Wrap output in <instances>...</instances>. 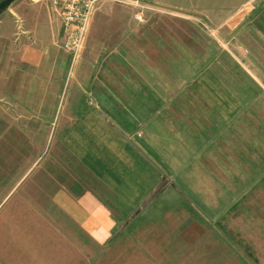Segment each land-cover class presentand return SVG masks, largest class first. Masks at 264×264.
Instances as JSON below:
<instances>
[{
	"label": "rangeland",
	"instance_id": "1",
	"mask_svg": "<svg viewBox=\"0 0 264 264\" xmlns=\"http://www.w3.org/2000/svg\"><path fill=\"white\" fill-rule=\"evenodd\" d=\"M261 1L102 3L75 55L52 59V70L15 71L20 82L41 74L60 83L57 103L31 119L32 96L20 112L2 102L0 224L16 260L23 250L34 264H264ZM11 27L15 40L30 35L20 16ZM9 59L17 68L16 55ZM92 110L101 114L99 134L77 135L91 151L76 154L103 180L62 145L68 126ZM159 177L163 185L149 198ZM87 189L121 227L101 247L59 206L60 193Z\"/></svg>",
	"mask_w": 264,
	"mask_h": 264
},
{
	"label": "crops",
	"instance_id": "2",
	"mask_svg": "<svg viewBox=\"0 0 264 264\" xmlns=\"http://www.w3.org/2000/svg\"><path fill=\"white\" fill-rule=\"evenodd\" d=\"M5 10V15L0 22V130L4 129L2 119H4L5 104L3 105L2 102L12 103L15 105L16 111L20 112L21 99L25 96H32V101L25 102L28 108V118L31 119L35 117L32 114L42 112V104H50V102H55L56 104L59 99V82L51 83L50 80L41 79L43 77L41 74L36 79L33 78L34 75H23L21 77L23 82H20L19 73L16 74V72H19V67H23L33 73L52 70L53 66L49 65V61L66 55V51L56 42L61 33V20L59 9L51 0L41 2L17 1ZM13 15L20 16L26 21L27 30L30 32L29 37L20 36L16 40L13 38L11 27ZM13 55H16L17 68H15L9 59ZM14 76H16L15 79ZM54 86L55 92L52 93L51 87ZM23 113H26L24 109ZM100 115L99 110L86 111L68 126L67 130L62 134V145L64 148H67V151L74 154L84 149L91 151L88 145H84L83 141L80 142L76 138L77 135H86L87 137H93L95 134L98 135L101 125ZM23 129L27 130L29 134L31 127L27 126ZM33 129L34 127H32ZM2 134L3 132H0V135ZM76 156L86 164L80 156L77 154ZM86 165L98 180H103L95 169L88 163ZM103 183L115 194L117 199L123 200L121 195H117L116 189L110 187L107 181ZM59 199L62 201L59 204L61 210L65 211L66 216L70 217L78 229L97 247L108 244L121 229V227H118L117 218L113 214V210L97 192L87 189L75 197H64L63 193H60ZM3 201L4 195L0 191V207L3 205ZM122 225L123 223L120 226ZM3 234L4 229L1 223L0 264H34L27 259V254L23 250L19 251L18 255L20 259L16 260L14 258L15 253L13 254V252L5 249ZM40 244L43 248L51 246L50 242L46 240L41 241ZM42 255L43 259H45V253H42Z\"/></svg>",
	"mask_w": 264,
	"mask_h": 264
},
{
	"label": "built area",
	"instance_id": "3",
	"mask_svg": "<svg viewBox=\"0 0 264 264\" xmlns=\"http://www.w3.org/2000/svg\"><path fill=\"white\" fill-rule=\"evenodd\" d=\"M59 9L61 20L60 46L61 48L75 55L85 37L89 28L91 13L95 7L102 3L117 2L129 3L142 6L143 0H51ZM198 22L205 30L212 31L208 25ZM17 27L20 29L22 21L16 20Z\"/></svg>",
	"mask_w": 264,
	"mask_h": 264
},
{
	"label": "trees",
	"instance_id": "4",
	"mask_svg": "<svg viewBox=\"0 0 264 264\" xmlns=\"http://www.w3.org/2000/svg\"><path fill=\"white\" fill-rule=\"evenodd\" d=\"M262 2V4H260L259 5V7H258V10L260 9V8H262V7H260V6H263L264 5V0H262L261 1ZM253 12H257V8H255L254 9V11ZM136 156H137V154H136ZM143 165V164H142ZM161 177V176H160ZM160 177L159 178H156V180H153V182H152V184L150 185V188H146V194H147V196L150 198V196H149V194H153V193H155L156 191L158 192L159 191V189L161 188V186L163 185L162 184V182H161V180H160ZM174 184V183H173ZM149 187V186H148ZM180 192H182L181 190H179ZM156 192V193H157ZM144 198H145V196H144ZM142 199V200H139V202H138V205H137V211H136V214H138L139 213V211L141 210V208H142V206L144 205V204H146L148 201H149V198L147 199ZM135 214V215H136Z\"/></svg>",
	"mask_w": 264,
	"mask_h": 264
},
{
	"label": "water",
	"instance_id": "5",
	"mask_svg": "<svg viewBox=\"0 0 264 264\" xmlns=\"http://www.w3.org/2000/svg\"><path fill=\"white\" fill-rule=\"evenodd\" d=\"M15 0H2L0 1V11L5 10L8 6H10Z\"/></svg>",
	"mask_w": 264,
	"mask_h": 264
}]
</instances>
